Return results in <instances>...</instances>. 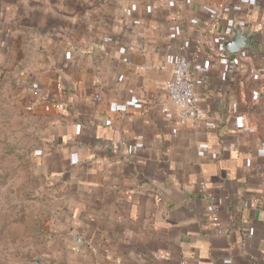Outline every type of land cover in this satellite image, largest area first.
I'll return each instance as SVG.
<instances>
[{
    "label": "crops",
    "instance_id": "crops-1",
    "mask_svg": "<svg viewBox=\"0 0 264 264\" xmlns=\"http://www.w3.org/2000/svg\"><path fill=\"white\" fill-rule=\"evenodd\" d=\"M236 25L251 45L228 54ZM180 57L204 110L184 124ZM6 75L42 123L31 264H264V0H0Z\"/></svg>",
    "mask_w": 264,
    "mask_h": 264
},
{
    "label": "rangeland",
    "instance_id": "rangeland-1",
    "mask_svg": "<svg viewBox=\"0 0 264 264\" xmlns=\"http://www.w3.org/2000/svg\"><path fill=\"white\" fill-rule=\"evenodd\" d=\"M14 87L8 75L0 83V264H31L42 251L51 204L31 162L42 123Z\"/></svg>",
    "mask_w": 264,
    "mask_h": 264
},
{
    "label": "built area",
    "instance_id": "built-area-1",
    "mask_svg": "<svg viewBox=\"0 0 264 264\" xmlns=\"http://www.w3.org/2000/svg\"><path fill=\"white\" fill-rule=\"evenodd\" d=\"M219 20L217 11H212L209 14V21L207 23L205 33L213 32ZM212 49V43H207ZM226 56L225 53L221 54ZM157 68L162 66L157 65ZM172 78L167 82V94L170 102L178 109V116L176 122L184 124L187 121H200L204 117V110L199 105L198 95L195 91V86L191 76L190 65L185 57H180L174 62L172 70ZM207 210L211 212L213 220H217L214 213L213 205H207Z\"/></svg>",
    "mask_w": 264,
    "mask_h": 264
},
{
    "label": "water",
    "instance_id": "water-1",
    "mask_svg": "<svg viewBox=\"0 0 264 264\" xmlns=\"http://www.w3.org/2000/svg\"><path fill=\"white\" fill-rule=\"evenodd\" d=\"M232 32V38L225 40L223 43V51L225 53H240L251 45L252 34L249 27L242 29L236 25Z\"/></svg>",
    "mask_w": 264,
    "mask_h": 264
}]
</instances>
